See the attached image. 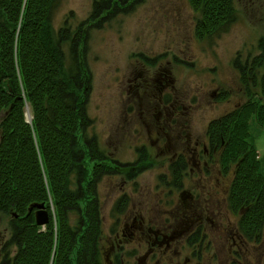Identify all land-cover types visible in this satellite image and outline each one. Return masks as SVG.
Here are the masks:
<instances>
[{
    "label": "rangeland",
    "instance_id": "1",
    "mask_svg": "<svg viewBox=\"0 0 264 264\" xmlns=\"http://www.w3.org/2000/svg\"><path fill=\"white\" fill-rule=\"evenodd\" d=\"M115 1L112 13L93 17L94 0H55L50 18L56 33L65 26L72 37L82 34L74 49L70 41H63L65 64L71 75L78 73L89 84L81 93L90 119L86 139L96 142L115 167L97 185L102 264H108L105 255L123 222L130 224L136 216L146 227L167 232L184 218H196L206 224L209 239L219 241L200 263L187 260L192 258L187 248L177 253L163 248L160 260L149 261L152 264H211L210 260L264 264V234L244 240L238 228L240 214L229 207L235 166L225 176L220 150L214 155L205 152L204 159L200 156L208 146L212 120L242 106L251 93L256 100L263 96L264 67L258 66L256 83L251 79L245 85L234 62L240 57L244 65L261 52L264 0H234L230 22L203 37L196 33L201 16L189 0ZM6 113L0 111V121ZM27 117L26 112L28 121ZM250 122V141L257 147L264 172V124L255 116ZM79 140L83 142L81 133ZM179 153H185L190 163L176 186L171 163ZM12 217V212L0 211V260ZM128 242L124 239L125 250L112 255L125 253L129 259L125 264H134L149 243L139 238Z\"/></svg>",
    "mask_w": 264,
    "mask_h": 264
},
{
    "label": "trees",
    "instance_id": "2",
    "mask_svg": "<svg viewBox=\"0 0 264 264\" xmlns=\"http://www.w3.org/2000/svg\"><path fill=\"white\" fill-rule=\"evenodd\" d=\"M115 2L94 0L93 17L112 13ZM189 2L201 16L196 24L199 37L214 34L233 17L234 0ZM54 4L55 0H0V111H7L0 121V211L13 213L0 264H102L97 185L115 167L96 142L86 139L90 119L81 93L89 84L78 73L71 75L63 48V41H70L74 49L83 37L79 32L72 37L65 26L54 31ZM258 46L261 52L252 61L243 65L236 57L234 62L245 85L251 79L256 83V70L264 67V36ZM260 78L259 100L251 93L249 101L208 127L221 149L223 171L235 166L229 203L239 212L240 230L250 239L264 234L263 164L250 141L251 119L255 116L264 124V71ZM27 105L31 122L26 120ZM171 169L178 186L187 170L183 158ZM121 201L127 204L125 198ZM35 204L48 211L47 224H37Z\"/></svg>",
    "mask_w": 264,
    "mask_h": 264
},
{
    "label": "flooded vegetation",
    "instance_id": "3",
    "mask_svg": "<svg viewBox=\"0 0 264 264\" xmlns=\"http://www.w3.org/2000/svg\"><path fill=\"white\" fill-rule=\"evenodd\" d=\"M207 135H208L207 145L210 146V149H208V146H206L205 149L200 153V156L202 159L205 158L204 153L208 151L212 152V155H214V153H217L220 150V154H221V149L218 148L216 143H214L213 140L211 139V136L208 133V128H207ZM181 158H183V160L185 161L186 168H187L189 166L190 159L189 157H187L185 153H179L178 156L176 157V160H174L171 164H173L176 161H179ZM220 159H221V156H220ZM205 168L208 169L207 163L204 165V169ZM231 168L227 172H224L222 168L223 175L228 176L231 171ZM233 178H234V175H233ZM233 178L231 179V183H232ZM231 183L229 185V191H230ZM229 207H230V203H229ZM180 223L181 224H179V227L177 226L173 228L171 231L167 232L166 229L164 228H159V227L154 228L153 226L146 227L145 224H143L142 218L140 217V219H138V216H136L130 224L126 221L123 222L122 224L123 226L121 230L117 234H115V239L110 245L111 249L109 251V254L107 253V256L105 255V258L109 260L108 264L109 263L110 264H125V262L127 263V261H129V259L126 260V258L124 257L125 253L124 254L121 253L122 257L119 255V252H117L116 255H114V258L112 255V252L114 251L122 252V250H125L124 248L125 244L123 243L124 239H126L127 242L128 241L132 242L133 239L139 238L142 241L146 240L147 243H149L147 251L143 254L138 255V258L137 260L134 261V264L136 263L152 264L149 261L151 260L159 261L161 258L160 254H162L161 250L163 248H165L166 252H170L174 248L175 253L179 251V248H180V252H181V248H184V249L187 248L189 249L190 254H192V258L189 257L187 260L190 261L191 259H193L197 261L198 263H200L203 261V258L205 257V255L208 252L210 253V250L212 249L213 246H214V249L218 248L219 241L213 238L209 239L208 232L205 230L206 224L203 221H199L196 218H193V219L190 218V220L184 218L183 220H181ZM238 228L240 230L239 223H238ZM240 235L242 236L244 240L245 239L254 240L244 235L242 230H240ZM175 243H180V244L176 245ZM223 250L225 251V248ZM216 254L218 255V253H214V257L217 258ZM209 262L212 264L213 261L210 260ZM163 264H168V263L163 262ZM169 264H172V263H169ZM224 264H228L227 260H226V263L224 262Z\"/></svg>",
    "mask_w": 264,
    "mask_h": 264
},
{
    "label": "water",
    "instance_id": "4",
    "mask_svg": "<svg viewBox=\"0 0 264 264\" xmlns=\"http://www.w3.org/2000/svg\"><path fill=\"white\" fill-rule=\"evenodd\" d=\"M28 121L29 118L27 117ZM38 208L35 214V218L37 219V224L39 225H45L49 222V217H48V211L44 207L43 204H35L33 205ZM32 209V208H31Z\"/></svg>",
    "mask_w": 264,
    "mask_h": 264
},
{
    "label": "bare ground",
    "instance_id": "5",
    "mask_svg": "<svg viewBox=\"0 0 264 264\" xmlns=\"http://www.w3.org/2000/svg\"><path fill=\"white\" fill-rule=\"evenodd\" d=\"M32 115V111L30 110V107L27 108V116L30 119Z\"/></svg>",
    "mask_w": 264,
    "mask_h": 264
}]
</instances>
